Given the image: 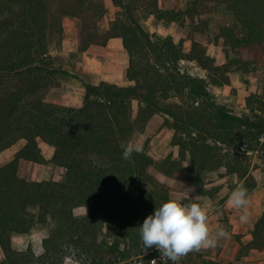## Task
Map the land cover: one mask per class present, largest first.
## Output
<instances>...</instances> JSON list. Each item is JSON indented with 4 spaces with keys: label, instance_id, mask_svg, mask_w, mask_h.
<instances>
[{
    "label": "trees",
    "instance_id": "trees-1",
    "mask_svg": "<svg viewBox=\"0 0 264 264\" xmlns=\"http://www.w3.org/2000/svg\"><path fill=\"white\" fill-rule=\"evenodd\" d=\"M111 1L118 17L101 31L102 0H0V153L25 141L0 166V246L6 264H65L73 257L81 264H153L160 253L144 247L139 226L172 198L171 187L155 176L157 170L201 196L208 193L207 175L223 168L238 176L248 195L258 186L251 160H261L264 169V95L251 94L248 111L237 113L216 100L209 83H227L230 69L264 70V0H191L185 9L162 8L160 0ZM141 6L158 20L188 27L191 48L145 30L134 14ZM220 10L226 15L216 37L226 48L223 65L198 40L208 35L212 22L207 16ZM67 16L81 19L83 51L123 40L132 85L83 81L80 107L47 100L60 71L50 44ZM183 60L197 62L208 78L183 71ZM135 100L141 104L137 121L142 126L157 114L166 116L163 125L174 131L177 157L170 153L158 160L137 150L131 160L123 158L121 145L133 132ZM41 142L53 146L52 161L66 170L62 181H30L21 175L25 162H47ZM79 207L88 213L77 216ZM50 221L42 254L32 247L14 248V234ZM251 232L252 241L237 259L251 249L264 251V211ZM202 264L233 261L205 259Z\"/></svg>",
    "mask_w": 264,
    "mask_h": 264
},
{
    "label": "rangeland",
    "instance_id": "rangeland-1",
    "mask_svg": "<svg viewBox=\"0 0 264 264\" xmlns=\"http://www.w3.org/2000/svg\"><path fill=\"white\" fill-rule=\"evenodd\" d=\"M102 1L105 4L106 13L100 19L99 27L101 31H106L111 23L118 17L119 8L114 6L111 0ZM190 1L191 0H160V6L165 9H185ZM134 14L144 29L151 34L159 36H172L176 42L183 41L186 50L191 48L192 41L188 36V27L181 26V24L175 21L158 20L145 6H141L136 12H134ZM225 16L226 15L222 12V10L213 15H208L207 18L209 17L212 22L208 35L204 37L198 36V40L205 44L208 49V54L215 59V63L217 65H223L226 62V48L216 39L218 25L223 21ZM80 27V18L67 16L62 20L61 30L57 29L53 35L50 44V52L55 58V64L60 71L56 75V86L53 87L47 95V100L49 102L57 99L64 100V97H66L65 95L67 92L69 93V90H71V93L69 94L78 95L79 91L74 85L78 83V80L93 83L87 75L81 72L83 65L89 61V54L80 49ZM118 40H121L120 47L123 48V40L121 38ZM116 42H118L117 39H114L110 43V46H113L111 48L112 51L113 49H119ZM90 48H92L91 52L94 53L90 54V56L96 55L101 61L105 60L103 53L105 46L92 45ZM117 51L118 50H116L115 53L117 55V61L123 62V57H120ZM113 54L114 53L111 55L113 56ZM180 66L183 71H186L189 74L208 78L207 72L202 69L197 62L183 60L180 63ZM226 79L228 81L223 85L209 83V90L220 104L227 106L237 113H244L248 111V96L258 93L259 90H261L264 95L263 69L248 74L230 69L226 74ZM226 79H222V81H226ZM55 89H57V91H54ZM255 89L257 90L256 92ZM75 103H77V101L72 100V96H70V98L68 97L67 104L65 106H72ZM140 106L141 104L139 101H133L131 112L133 132L127 137L126 144L131 143L137 150H145L147 152L151 151L154 155H156V159L158 160H163L170 153L177 157L179 154V148L172 143L174 131L163 125L165 121L163 118L166 119V116L160 114L156 116L153 121L149 122L145 126H142L137 121ZM24 144L25 141L21 140L10 149L0 153V160L2 159L3 162L8 161ZM40 146L44 156L46 159L48 158L47 162L43 164L25 162L21 168V175L30 181H62L65 178L66 170L52 161V154L54 152L53 146L47 144L46 142H41ZM251 170L256 176L260 187L258 191L253 194L255 196L254 203H252V206L250 207L248 205V208H250L251 215H257L256 210L261 208L258 201L260 198L264 199V169L262 161L256 159L255 156L253 157V160H251ZM155 176L162 183L171 187L172 198L179 199L186 204L193 201L199 203L201 202L200 198H202V196L199 195L196 190L185 187L183 183L164 175L159 170L155 172ZM238 185V176L235 174H227V170L223 168L218 172H213L207 175L206 189L208 193L204 196L209 195L210 197H215V194H217L218 198L221 197L218 204H222L226 202L231 192ZM190 197L197 200L190 199ZM261 204L264 207V202ZM87 213L88 209L86 207H79L75 209V214L77 216H84ZM239 216V212L231 209L222 212L219 219L223 223L224 228L231 230L234 224L232 222H237L239 220ZM52 228L53 223L51 221L48 223L38 222L29 233L15 236L25 238V244H27V242H31L28 247H32L35 253L38 252L36 254L40 255L44 252L43 240L50 234ZM221 250V247H216L215 249L201 250L199 252L194 251L182 257L178 264H202L205 259L223 260L219 257ZM156 261L157 264H163L160 256L156 259ZM169 261L170 260L167 261V264H169ZM0 264H6L5 255L1 246ZM65 264L81 263L73 257L66 259Z\"/></svg>",
    "mask_w": 264,
    "mask_h": 264
},
{
    "label": "clouds",
    "instance_id": "clouds-1",
    "mask_svg": "<svg viewBox=\"0 0 264 264\" xmlns=\"http://www.w3.org/2000/svg\"><path fill=\"white\" fill-rule=\"evenodd\" d=\"M121 148L126 160H131L132 153L137 151L131 143L122 144ZM249 202L247 189L239 185L229 195L226 206L239 212L240 222L246 223ZM139 228L144 247H155L163 264H167L168 260L178 264L191 252L215 249L221 240L228 239L230 235L222 227L213 229L210 226L206 204H186L175 198H169L156 207ZM152 261L157 264L155 259Z\"/></svg>",
    "mask_w": 264,
    "mask_h": 264
},
{
    "label": "crops",
    "instance_id": "crops-1",
    "mask_svg": "<svg viewBox=\"0 0 264 264\" xmlns=\"http://www.w3.org/2000/svg\"><path fill=\"white\" fill-rule=\"evenodd\" d=\"M114 39H117L118 41L116 42V45L119 47V49H116V50H118L117 52L119 53L120 57H123V62L117 61V58H116L117 55L115 54L116 50L113 49V51H115L113 52L111 49L113 46L112 45L110 46V43ZM114 39H111V41H109L107 46H105V49L103 50L105 60L103 61H101L96 55H92L93 57L90 56V54H92L93 52H91L92 48H89L86 51L89 54V61L83 65L81 72L87 75L93 83L98 84L100 82L105 81V82L115 83L119 86L132 85L133 84L132 81H130L127 77V69L129 65V56H128L127 50L125 49V47L123 48L120 47L121 40H118L119 38H114ZM112 53H114L113 56L111 55ZM74 85L77 87L79 91L78 95L69 94L71 93L70 92L71 90L68 89L69 93L67 92V94L65 95L66 97H64V100L57 99V100H53L50 102L60 104V105H66L68 97L70 98V96H72V100L77 101V103H75L72 106L80 107L84 100V96L86 93V87L83 81H80V80H78V83ZM54 91H57V89H55ZM58 91H61V90H58ZM256 91L257 90L255 89V92ZM58 93H61V92H58ZM258 93L262 94L261 90H259ZM158 115L160 114L155 115L149 122L153 121L154 118ZM163 119L165 120V118ZM148 153L156 158V155H154L153 152L150 151ZM53 155H54V152L52 154V157ZM13 157H14V154L12 158ZM12 158H10L8 161H10ZM8 161L3 162L1 159L0 166L4 165ZM259 187L260 185L258 184L257 188L248 195L249 201H250L249 207L252 206V203H254L255 196L253 194L256 191H258ZM190 199L197 200L192 197H190ZM200 199H201L200 204L207 205L210 226L213 229H217L220 227L224 228L223 223L219 219L220 214L224 211L231 210L232 208L227 207L226 202L222 204H218L219 201L221 200V197L218 198L217 194H215V197L214 196L210 197L209 195H207V196H202V198ZM258 202H259V205H261V208L259 210L258 209L256 210L257 215H251L250 208H248L249 219L246 223H241L240 220H238L237 222L233 221L232 223L234 224L231 230H227V228H224L230 235L228 239L221 240L217 246V247L222 248L221 253L219 255L221 259L232 260L233 264H264V251H259L256 249H251L246 255H244L240 259H237L240 254L242 246L252 241L253 236H252L251 231L255 223L258 221V219L260 218V216L262 215L264 211V207L261 204L264 202V199L260 198ZM15 235H21V234L13 235L12 243H13L14 248L18 250H23V249L28 248V245L31 244V242H27V244H25L24 243V241H26L25 238H19V237H16ZM40 252H41V249H40Z\"/></svg>",
    "mask_w": 264,
    "mask_h": 264
}]
</instances>
